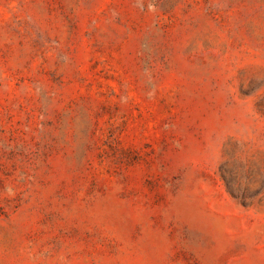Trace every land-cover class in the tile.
<instances>
[{"label": "rangeland", "instance_id": "374dc122", "mask_svg": "<svg viewBox=\"0 0 264 264\" xmlns=\"http://www.w3.org/2000/svg\"><path fill=\"white\" fill-rule=\"evenodd\" d=\"M0 264H264V0H0Z\"/></svg>", "mask_w": 264, "mask_h": 264}]
</instances>
